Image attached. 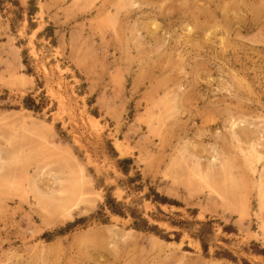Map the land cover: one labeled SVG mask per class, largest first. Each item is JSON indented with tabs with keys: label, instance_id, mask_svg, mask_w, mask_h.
Returning a JSON list of instances; mask_svg holds the SVG:
<instances>
[{
	"label": "rangeland",
	"instance_id": "1",
	"mask_svg": "<svg viewBox=\"0 0 264 264\" xmlns=\"http://www.w3.org/2000/svg\"><path fill=\"white\" fill-rule=\"evenodd\" d=\"M0 264H264V0H0Z\"/></svg>",
	"mask_w": 264,
	"mask_h": 264
},
{
	"label": "trees",
	"instance_id": "2",
	"mask_svg": "<svg viewBox=\"0 0 264 264\" xmlns=\"http://www.w3.org/2000/svg\"><path fill=\"white\" fill-rule=\"evenodd\" d=\"M31 107V106H30ZM132 162V159L127 157V158H122L120 160H118V163L120 165H125V166H122V167H125L123 168L124 171H126V165L130 164ZM156 197H158V194H155ZM160 200V201H165V197H160V198H156L155 200ZM106 206L107 208L110 210V212L112 213H115V214H119V215H124V210H122V208L118 207V204H116L114 202V199H111L109 196L106 197ZM134 217V227L136 229H146V230H152L154 226H147V222L146 220L142 219V218H138V217ZM202 246L205 248V244L202 242Z\"/></svg>",
	"mask_w": 264,
	"mask_h": 264
}]
</instances>
